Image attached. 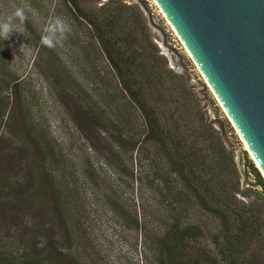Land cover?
Segmentation results:
<instances>
[{"label":"trees","instance_id":"1","mask_svg":"<svg viewBox=\"0 0 264 264\" xmlns=\"http://www.w3.org/2000/svg\"><path fill=\"white\" fill-rule=\"evenodd\" d=\"M142 5L129 0H64L70 21L90 36V44H73L84 79H89L86 71L94 64L92 56L99 57L107 73L91 74L101 87L96 94L89 92L83 78L78 79L54 50L42 44L39 54L46 57V75L117 154L132 156V162L134 154L147 158L151 187L162 199L157 211L162 217L155 229L156 264H264V180L247 160L256 179L252 187H258L263 198L249 200L251 187L244 188L241 182L235 151L208 122L186 76L171 68L161 53ZM25 128L40 154L44 189L38 187L36 194L43 192L44 220L39 228L27 229L16 250L0 220V264H70L52 242L39 241L60 228L71 239L82 225L63 191L66 175L58 173L64 156L45 134L38 135L26 124ZM75 173L84 183L99 185L91 163ZM7 185L6 179L0 180V214L10 205L19 210L33 207L31 193L10 198ZM197 210L219 221L214 238L219 259L193 251L192 244L204 236L190 222ZM133 225L141 229L138 218Z\"/></svg>","mask_w":264,"mask_h":264},{"label":"rangeland","instance_id":"2","mask_svg":"<svg viewBox=\"0 0 264 264\" xmlns=\"http://www.w3.org/2000/svg\"><path fill=\"white\" fill-rule=\"evenodd\" d=\"M63 1L0 0V24L8 23L12 28L7 39L0 37V178L7 180V189L12 191L10 198L22 193L33 196L31 209L19 210L11 205L2 209L0 220L4 233L15 243L13 250H16L27 229L39 228L44 220L43 192L36 194L38 187H42L38 166L40 154L26 131V124L37 130L38 135L45 134L64 156L65 164L58 173L66 175V178L62 177L63 191L73 215L82 224L71 239L60 228L57 233L39 241L52 242L65 253L70 264H156L155 229L162 217L157 212L162 199L151 187L147 158L134 154L132 162V156L117 154L114 147L108 146L104 134L98 132L70 100L61 96L54 80L46 75V57L39 52L42 51V38L49 35V28L57 19L67 25V30L62 39L60 33H56L59 42L50 48L78 79L83 78L87 90L96 94V88L101 87L99 79H94L92 73H107L99 57L92 56L94 64H87L86 71L89 79H84L85 73L78 66L77 48L73 44L78 41L90 44V36L70 21ZM129 1L146 5L142 7L161 53L171 68L186 76L207 119L220 133L224 129L229 145L226 146L236 154L241 182L244 188L251 187L249 200L261 201V190L252 187L256 179L247 167V160L264 180L263 173L245 149V143L174 29L154 0ZM18 10L22 11L23 20L15 15ZM22 48L30 51L25 54ZM90 163L98 172L99 185L84 183L75 173ZM73 185L77 186V191L73 190ZM136 218L140 221V230L133 225ZM190 222L204 233L203 238L192 244L193 251H203L219 259L214 243L219 234V221L197 210L191 215Z\"/></svg>","mask_w":264,"mask_h":264},{"label":"water","instance_id":"3","mask_svg":"<svg viewBox=\"0 0 264 264\" xmlns=\"http://www.w3.org/2000/svg\"><path fill=\"white\" fill-rule=\"evenodd\" d=\"M154 1L264 175V0Z\"/></svg>","mask_w":264,"mask_h":264},{"label":"clouds","instance_id":"4","mask_svg":"<svg viewBox=\"0 0 264 264\" xmlns=\"http://www.w3.org/2000/svg\"><path fill=\"white\" fill-rule=\"evenodd\" d=\"M16 16H18L21 20L24 19L23 13L22 11L18 10L15 13ZM67 30V25L57 19L55 20L51 27L49 28V35L44 36L42 38V43L47 46V47H54L56 43L59 42V39H57L56 37V33L59 32L60 33V39H62L63 37V33ZM12 32V28L10 27V25L8 23H3L0 24V37L7 39L9 37V35ZM21 51H25V54H28V51L30 50H25V49H21Z\"/></svg>","mask_w":264,"mask_h":264},{"label":"bare ground","instance_id":"5","mask_svg":"<svg viewBox=\"0 0 264 264\" xmlns=\"http://www.w3.org/2000/svg\"><path fill=\"white\" fill-rule=\"evenodd\" d=\"M245 149L249 152V150H248V148L246 147V145H245ZM250 153V152H249ZM251 154V153H250ZM252 156V155H251ZM252 158H253V156H252ZM254 159V158H253ZM256 162V161H255ZM257 164V163H256ZM257 166H258V164H257ZM258 168H259V166H258ZM259 170L261 171V169L259 168ZM262 172V171H261Z\"/></svg>","mask_w":264,"mask_h":264}]
</instances>
